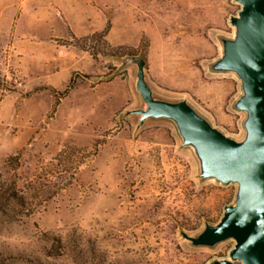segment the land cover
<instances>
[{"label":"rangeland","instance_id":"obj_1","mask_svg":"<svg viewBox=\"0 0 264 264\" xmlns=\"http://www.w3.org/2000/svg\"><path fill=\"white\" fill-rule=\"evenodd\" d=\"M235 0H0V264H208L232 239L193 247L236 184L200 181L171 122L140 106L135 65L166 98H185L225 135L240 81L213 73ZM17 203V204H16ZM233 264H238L234 261Z\"/></svg>","mask_w":264,"mask_h":264},{"label":"water","instance_id":"obj_2","mask_svg":"<svg viewBox=\"0 0 264 264\" xmlns=\"http://www.w3.org/2000/svg\"><path fill=\"white\" fill-rule=\"evenodd\" d=\"M235 1L240 9L229 17L233 35L218 36L221 54L208 69L239 79L240 93L232 108L244 114L243 136L225 135L185 98L156 94L146 80L145 59L140 55L120 59V67L136 66L140 98V106L123 115L137 114V127L147 120L171 122L180 147L189 149L196 160L200 181L237 186L233 203L223 206L217 223L205 222L194 235L180 229V236L193 247L213 248L222 241H234L228 258L208 264H264V0Z\"/></svg>","mask_w":264,"mask_h":264},{"label":"trees","instance_id":"obj_3","mask_svg":"<svg viewBox=\"0 0 264 264\" xmlns=\"http://www.w3.org/2000/svg\"><path fill=\"white\" fill-rule=\"evenodd\" d=\"M19 195L12 186L3 188L0 186V213H6L12 207L14 199H18ZM17 204V203H16Z\"/></svg>","mask_w":264,"mask_h":264}]
</instances>
